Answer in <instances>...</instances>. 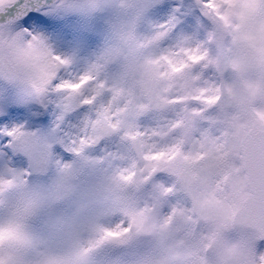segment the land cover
<instances>
[{
    "label": "clouds",
    "instance_id": "clouds-1",
    "mask_svg": "<svg viewBox=\"0 0 264 264\" xmlns=\"http://www.w3.org/2000/svg\"><path fill=\"white\" fill-rule=\"evenodd\" d=\"M203 19L204 31L197 39H181L183 48H198L203 54L199 64H191L178 72L161 75L155 61L161 56L158 43L151 36L138 31L143 0H64L65 7L97 12L107 7H121L127 18L112 28L110 42L98 54L85 73L123 89L126 109L118 121L123 131L134 133L140 118L153 114L157 118L173 114L180 124L169 128L159 147L137 137L124 142L127 148L125 165L120 169L139 172L156 163L144 159L146 153L167 150L170 144L180 143L182 153L199 151L196 137L202 129L212 128L216 137L224 141L234 153L229 164L240 161L235 155L247 147H264V122L258 113H264V0H195ZM184 59V57H180ZM54 53L36 36L17 30L15 25L0 23V83L11 87L28 101L44 104L50 97V78ZM215 82L212 105H206L205 115L194 116L183 102L165 103L176 96L182 100L200 94L208 87L204 73ZM65 106L82 105L83 97L76 91L62 93ZM100 123L90 129L101 139L110 136V129L102 117L93 115ZM88 119V118H87ZM21 151H28L30 137L24 132L14 136ZM82 154V151L79 153ZM210 161H186L178 155L160 166L172 193L157 180L146 182L138 176L129 181L119 179L120 169L105 178L102 207L111 211L118 223L123 212L145 211V230L133 229L124 239L126 243L106 241L90 248L95 240L99 222L88 210L77 216H53L49 219V233L40 236L33 230L34 221L45 209L67 198L75 183L73 169L57 173L44 186L33 185V173H45L52 166L47 146L29 154V168L0 172V264H92L102 249L124 246L137 239L150 241L147 248L124 264H260L264 256V192L247 201H240L232 191L231 183L225 192L214 194L216 176L209 173ZM148 192V195L145 193ZM179 200L193 219L175 215L165 225L170 206ZM235 206L233 214L226 210ZM167 209V210H165ZM115 224V223H112ZM108 225V224H103ZM48 236L61 242L50 245ZM179 241L183 246L178 247ZM88 249V251H85Z\"/></svg>",
    "mask_w": 264,
    "mask_h": 264
},
{
    "label": "rangeland",
    "instance_id": "rangeland-1",
    "mask_svg": "<svg viewBox=\"0 0 264 264\" xmlns=\"http://www.w3.org/2000/svg\"><path fill=\"white\" fill-rule=\"evenodd\" d=\"M154 2L156 5L160 3L157 9ZM51 3L44 11L47 16L42 25L26 18L16 20L15 27L25 34L38 37L54 54L65 58L73 76L87 71L110 42L113 26L128 15L123 6L88 12L65 7L64 0H51ZM143 4L138 21V31L142 35L151 36L160 25L174 24L168 36L158 44L160 50L181 39H197L206 27L199 8L190 0H143ZM90 114L88 106L66 107L63 98L58 95L50 96L44 104L28 101L11 87L0 83V172L28 169L29 154L38 153L42 146H47L52 156V166L43 174L33 173L29 177L33 185L49 184L58 172L66 168L73 169L75 173L71 194L57 205L45 209L34 221L33 230L40 236L49 233L51 217H75L84 210L103 224L117 222L111 211L102 207L104 182L110 172L125 165L127 148L118 136L110 135L105 137L98 152L87 148L82 154L74 151L72 141L82 134V126ZM156 119L153 114H148L141 117L139 123L147 127ZM14 128H20L29 135L27 152L21 151L14 137L3 134V130ZM163 175L158 174V182H163L159 179ZM46 242L58 245L61 241L48 236ZM150 243L137 239L124 246L102 249L92 264H124L127 258L136 256Z\"/></svg>",
    "mask_w": 264,
    "mask_h": 264
},
{
    "label": "snow or ice",
    "instance_id": "snow-or-ice-1",
    "mask_svg": "<svg viewBox=\"0 0 264 264\" xmlns=\"http://www.w3.org/2000/svg\"><path fill=\"white\" fill-rule=\"evenodd\" d=\"M18 7H20V0H0V23L15 25V10ZM173 27L174 24L171 22L160 25L158 30L153 33L152 40L159 44L168 36ZM180 57H184V59H180ZM202 59L203 54L200 53L198 48H183L182 50L180 45L175 43L166 49H162L161 56L155 63L162 69L161 75L166 76L169 72L175 73L183 70L189 66V63L199 64ZM68 63L65 58L54 54L52 71L46 73V76L50 78V96H61L62 93L76 91L83 97L81 106H88L90 109L91 114L84 121L81 130L82 134L72 141L74 151L79 153L101 140L100 136L93 135L90 131V129L95 128L100 123L99 119L92 118L93 115L102 117L110 129L109 135L118 136L122 143L128 139L140 137L146 144L151 145L153 149L158 148L161 139L169 135V128L174 129L180 124L181 121L176 119L173 114H164L157 118L151 126L145 127L140 124L134 133L123 131L118 121L119 114L127 106V101L123 99V89L115 88L106 81L91 76L89 73L84 72L73 76ZM199 79H203L208 84V87L200 89L199 95L187 100L172 96L166 98L165 103L183 102L187 104V110L192 115H205V106L212 105L216 101V97L211 95L215 82L208 79L206 72ZM257 115L264 122V113H258ZM21 131L20 128H14L3 130V134L7 137H14ZM211 133L212 128L209 126L206 129H202L197 135L196 140L200 150L195 154L182 153L180 143L170 144L167 146L166 151L161 149L145 154L144 159L146 161H154L156 163H151L141 168L138 173L134 171L130 172L127 169H120L119 179L129 181L134 176H138L146 182L157 180L158 174H163L167 171L160 166L161 164L171 161L178 155H183L186 161L198 162L205 158L210 161L207 171L217 177L214 189L215 195L223 194L229 183H231L234 195L240 201H247L255 194L264 192V147L251 149L246 147L242 154L235 155V159L239 160L240 163L236 164L233 162L229 164V157L233 156L234 153L229 150L227 144L219 137H216L213 142L204 139L206 136L210 137ZM159 179L163 181L162 184L165 187V192L172 193L174 191L173 186L167 182L165 175L159 176ZM152 210L154 209L148 207L136 212L124 211L123 218L118 223L97 225L98 235L95 240L90 242V248L103 245L106 241H118L121 244L126 243L124 238L133 229L137 233L145 230V211ZM234 212L235 206L233 205L232 208L226 210V215L233 214ZM177 214L187 215L190 221L193 219L187 208L179 200H176L170 206V211L165 217L164 224H169ZM177 246L182 247L183 241H179ZM259 247L264 248V242H261ZM85 251H88V249ZM259 259L260 264H264V256H261ZM192 264H195V261Z\"/></svg>",
    "mask_w": 264,
    "mask_h": 264
},
{
    "label": "water",
    "instance_id": "water-1",
    "mask_svg": "<svg viewBox=\"0 0 264 264\" xmlns=\"http://www.w3.org/2000/svg\"><path fill=\"white\" fill-rule=\"evenodd\" d=\"M48 3V0H22L20 7L15 10V17H24L26 14L37 8H43Z\"/></svg>",
    "mask_w": 264,
    "mask_h": 264
}]
</instances>
